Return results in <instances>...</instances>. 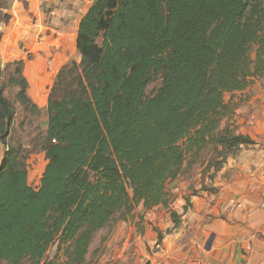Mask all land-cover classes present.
Wrapping results in <instances>:
<instances>
[{
  "label": "trees",
  "instance_id": "1",
  "mask_svg": "<svg viewBox=\"0 0 264 264\" xmlns=\"http://www.w3.org/2000/svg\"><path fill=\"white\" fill-rule=\"evenodd\" d=\"M77 46L80 60L64 65L50 89L47 164L36 186L23 147L8 143L17 112L0 70V264H46L57 241L66 257L57 264H86L95 234L118 218L142 232L139 206L165 205L167 183L207 147L215 156L203 174L214 167L213 178L255 143L219 126L238 105L225 93L264 78V0H97ZM26 86L16 99L34 110ZM171 216L174 229L181 215Z\"/></svg>",
  "mask_w": 264,
  "mask_h": 264
},
{
  "label": "crops",
  "instance_id": "2",
  "mask_svg": "<svg viewBox=\"0 0 264 264\" xmlns=\"http://www.w3.org/2000/svg\"><path fill=\"white\" fill-rule=\"evenodd\" d=\"M96 1L3 0L7 19L0 21V70L5 89L12 87V101L18 105L16 94L25 80L26 94L36 106L34 112L45 114L46 130L50 89L64 65L80 60L79 25ZM244 102L237 110L235 131L249 135L255 143L229 155L213 178L196 173L172 180L165 205L147 211L141 204L143 231L137 233L134 227L131 237L125 228L110 236L105 241V261L126 264L136 258L135 264H264V93L249 95ZM172 211L181 215L174 229ZM159 231L163 235L160 243Z\"/></svg>",
  "mask_w": 264,
  "mask_h": 264
},
{
  "label": "rangeland",
  "instance_id": "3",
  "mask_svg": "<svg viewBox=\"0 0 264 264\" xmlns=\"http://www.w3.org/2000/svg\"><path fill=\"white\" fill-rule=\"evenodd\" d=\"M6 83L7 80L5 79ZM162 81L161 75L155 76L154 80L149 84L147 89V95L150 96L154 94L157 88L160 86ZM245 92H233V93H225L224 99L226 102L232 100L233 103H237V107L234 113L231 116L225 117L222 119L219 129L222 130L224 127L229 126L234 130L236 128L235 125L238 123L239 117L237 115L239 112L237 110L245 105L244 100L246 97L250 95L253 97L257 94L264 93V78H256L254 83L246 89ZM5 94L8 98L11 99V102L15 104L17 116L15 118L14 126L12 127L10 137L8 139V143L14 146L21 145L24 149L26 163L29 170V181L33 186H36L41 178V175L44 171V167L46 165V158L44 156V144L46 141L47 130L43 127V120H45V114L43 113H35L34 110H31V117L28 118L27 110L20 104L16 105V100H14V90L11 86L7 85L5 89ZM45 124V123H44ZM5 147L0 143V163L4 156ZM214 148L213 146L207 147L197 164L193 167H186L183 170L182 175H188L189 177L192 175H196V173L202 175L204 173V169L209 165V161L212 157H214ZM214 155V156H213ZM228 158V157H227ZM227 161V160H226ZM214 172V167L210 169L208 174ZM207 174V175H208ZM210 176V175H209ZM172 181H169L166 187H169ZM138 215H142L139 213ZM124 221L121 219H117L112 226H110V230L108 228L102 229L97 232L94 236V239L89 248V252L87 254L86 264H112L110 260L105 261L107 255V247L105 246V241H108L110 236L115 235L116 233L121 232L123 229H127V234L131 233V237L135 235V231L133 232V228H137V233L140 232L139 226L137 227L132 221H128L127 223H123ZM145 224V216L142 220V227ZM145 227V226H144ZM59 242L54 243L50 249L48 250L43 263L46 261V264H54L61 263L66 261V257L64 255V246L59 250ZM136 258H130L126 264H135ZM139 263H141L139 261ZM143 264H147V262H142ZM24 264H29L28 261H25Z\"/></svg>",
  "mask_w": 264,
  "mask_h": 264
},
{
  "label": "built area",
  "instance_id": "4",
  "mask_svg": "<svg viewBox=\"0 0 264 264\" xmlns=\"http://www.w3.org/2000/svg\"><path fill=\"white\" fill-rule=\"evenodd\" d=\"M261 209L264 211V201L261 202Z\"/></svg>",
  "mask_w": 264,
  "mask_h": 264
}]
</instances>
